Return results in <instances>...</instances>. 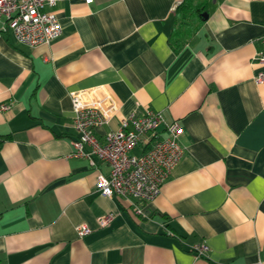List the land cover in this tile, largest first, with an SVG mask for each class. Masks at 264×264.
Listing matches in <instances>:
<instances>
[{
    "label": "crops",
    "instance_id": "crops-1",
    "mask_svg": "<svg viewBox=\"0 0 264 264\" xmlns=\"http://www.w3.org/2000/svg\"><path fill=\"white\" fill-rule=\"evenodd\" d=\"M182 1L61 0L60 35L34 47L0 23V264H264V81L253 60L264 0H205L206 18L175 52ZM100 87L119 104L92 132L100 141L146 110L183 129L182 157L150 202L100 195L108 166L69 156L70 94ZM80 225L91 232L80 238Z\"/></svg>",
    "mask_w": 264,
    "mask_h": 264
},
{
    "label": "built area",
    "instance_id": "built-area-1",
    "mask_svg": "<svg viewBox=\"0 0 264 264\" xmlns=\"http://www.w3.org/2000/svg\"><path fill=\"white\" fill-rule=\"evenodd\" d=\"M59 1L0 0L1 28L10 30L18 43L30 47L48 44L61 33V26L51 10ZM83 1L86 4L93 2ZM259 43L253 57L259 68L254 76L256 83L264 81V34ZM70 99L76 136L71 142L69 156L86 158L92 166L95 157L109 169L107 175L97 173V192L104 197L117 195L138 202H150L157 197L182 157L181 125L177 121L166 123L159 112L146 110L139 117L122 118L118 127L105 133L100 141L92 132L110 122L119 107L116 99L104 87L71 93ZM8 108V105H0L1 111ZM136 149L139 152L134 154ZM114 216L106 213L98 217V227H107ZM76 230L80 238L91 232L86 225H80ZM206 250L205 245L194 247L197 256Z\"/></svg>",
    "mask_w": 264,
    "mask_h": 264
},
{
    "label": "trees",
    "instance_id": "trees-1",
    "mask_svg": "<svg viewBox=\"0 0 264 264\" xmlns=\"http://www.w3.org/2000/svg\"><path fill=\"white\" fill-rule=\"evenodd\" d=\"M205 11V0H183L176 8L175 25L169 38V44L175 52L181 49L202 24V14Z\"/></svg>",
    "mask_w": 264,
    "mask_h": 264
},
{
    "label": "water",
    "instance_id": "water-1",
    "mask_svg": "<svg viewBox=\"0 0 264 264\" xmlns=\"http://www.w3.org/2000/svg\"><path fill=\"white\" fill-rule=\"evenodd\" d=\"M202 16H203V19H205L207 15L206 14H202Z\"/></svg>",
    "mask_w": 264,
    "mask_h": 264
}]
</instances>
